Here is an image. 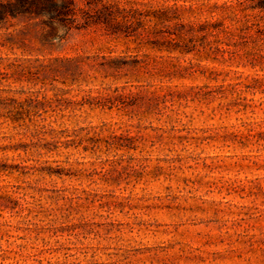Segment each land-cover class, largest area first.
<instances>
[{
  "label": "rangeland",
  "instance_id": "rangeland-1",
  "mask_svg": "<svg viewBox=\"0 0 264 264\" xmlns=\"http://www.w3.org/2000/svg\"><path fill=\"white\" fill-rule=\"evenodd\" d=\"M98 2L0 22V264H264L260 0Z\"/></svg>",
  "mask_w": 264,
  "mask_h": 264
},
{
  "label": "trees",
  "instance_id": "trees-1",
  "mask_svg": "<svg viewBox=\"0 0 264 264\" xmlns=\"http://www.w3.org/2000/svg\"><path fill=\"white\" fill-rule=\"evenodd\" d=\"M87 5L89 8L80 7L78 0H3L0 1V22H4L11 17H41L45 19L44 23L48 26V28L43 29L39 39L43 42V44H53L55 39L62 40V37L58 35V22L68 24L72 22L74 17L79 16L80 13H82L81 15L83 16H97L93 22H101L104 16H115L114 12L109 10L107 6L97 8L99 5L98 0H89ZM93 6L96 7V10L94 14H91V8ZM257 6L264 10V0H260V3L257 4ZM106 19L110 24V30H113L114 32L117 31L115 26L116 24L111 22V17ZM238 20L242 21V25L239 27V32L236 28L230 30L235 32L234 34L237 33L239 35H243L248 29L252 30L254 28V24H256L250 16H245V19L238 18ZM85 22V26L92 23L88 18L85 19ZM219 26L220 24L216 25L215 28ZM185 36L186 33L179 32L177 34V39L185 40ZM260 37L264 39V16H260ZM175 45V47H181L183 51L184 49H186V51H190V48H186V45Z\"/></svg>",
  "mask_w": 264,
  "mask_h": 264
}]
</instances>
